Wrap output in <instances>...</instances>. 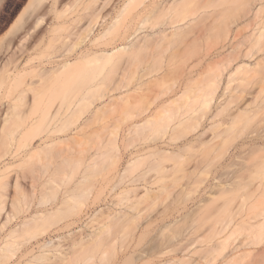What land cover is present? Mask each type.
Wrapping results in <instances>:
<instances>
[{"label":"rangeland","instance_id":"374dc122","mask_svg":"<svg viewBox=\"0 0 264 264\" xmlns=\"http://www.w3.org/2000/svg\"><path fill=\"white\" fill-rule=\"evenodd\" d=\"M83 1L64 0L71 5L67 23L76 17ZM123 1L109 0L113 4L105 25ZM151 1L135 0L133 5L149 7ZM170 2L163 0L159 18L151 12L143 16V26L151 32L143 47L120 50L109 57L102 53L124 41L121 25L105 34L101 25H95L90 33L51 31L49 26L57 20L49 15L42 25L44 34L23 41L29 43L25 53L29 60H22L29 67L25 83L32 81L33 87L40 88L45 68L49 77L48 90L37 97L33 116L40 114L47 100L53 107L62 101L67 109L62 121H52L58 128L55 144L32 160H11L10 169L22 175L19 187H15L14 176L5 180L4 207L0 206V264H52L54 255L66 250L69 243L86 238L109 221L113 222L109 232L92 242L97 249L88 264H185L188 256L201 259L210 245L237 223V218L233 219L219 235L205 241L216 228L225 226L221 225L227 220L225 208H247L240 205L244 189L238 174L254 157L253 148L264 141V112L248 121H237L225 142L204 158L193 174L186 172L195 166V148L185 150L184 159L176 152L163 158L161 151L177 149L192 136V127L176 129L168 146L169 133L162 123H143L157 110L164 113L167 105L172 110L175 106L169 101L190 77H211L217 62L232 49L234 33L243 21L241 0ZM194 3L209 5L204 17L175 30L174 20L195 16ZM126 16L130 18V13ZM84 22L76 20L70 27ZM11 23L0 32V38ZM65 60L78 62L60 72ZM90 84L94 87L83 93ZM5 91L1 88L0 115L12 102V95ZM33 93L27 94V103ZM252 95H246L240 104ZM27 107L20 105L22 110ZM235 109L216 119L227 118ZM212 111L214 108L198 111L199 118L206 119ZM137 121L139 124L133 126ZM218 142L222 137L214 140ZM145 150L155 153L143 154L135 164H129L138 151ZM45 164L53 171L49 181V174H43ZM239 238L236 236L226 249L228 258L238 253Z\"/></svg>","mask_w":264,"mask_h":264},{"label":"bare ground","instance_id":"6f19581e","mask_svg":"<svg viewBox=\"0 0 264 264\" xmlns=\"http://www.w3.org/2000/svg\"><path fill=\"white\" fill-rule=\"evenodd\" d=\"M134 1L124 0L117 14L112 16L108 24L105 25L107 16L110 14L111 4H113V2L110 4L109 0L100 2L99 0H84L81 9L77 11L76 17L70 23H67L65 17L69 15L68 11L71 5L64 3V0H0V32L12 20L4 37L0 38V93L1 88H6L5 93L9 92L12 95V102L7 104V109L0 115V180H4L0 191L1 208L4 207V197L6 196L7 181L5 180L14 176L15 187H19V177L22 175L16 169H10L11 160L18 159L24 162L32 160L55 144L54 133L58 128L52 126V121L54 119L62 121L67 109L62 101L53 107L52 102L47 100L42 103L40 114L33 116V111H36L38 104L37 97L45 94L48 90L49 77L48 70L45 68V73L41 72L40 74V78L45 80V82H39L40 88L33 87L34 82L32 81H28V84L25 83L24 75L29 67L22 60H26L25 62L29 60V54L27 58L25 56L29 43L26 44L23 41L28 36L31 37L37 33L40 36L44 34L42 25L46 17L50 15L52 19L57 20L56 24L49 26L51 31H72L75 29L78 33H90L94 30L95 25L96 27L101 25L103 26L101 33L105 34L115 28L118 29L119 25L123 26L125 28L122 35L124 41L112 46L110 50L104 51L103 57H109L120 50L141 48L145 44L144 39L151 34L148 32L149 29H145V25L143 26V16L151 12L159 18L162 13L163 0H152L149 7L134 6ZM180 1L184 0H168L170 5ZM191 5L192 13L195 16L185 15L174 20L173 22L177 23L173 25L175 30L190 26L204 17L207 12L206 8L209 6L205 3ZM241 7L243 21L234 33L233 39L236 40L232 42L230 52L217 62L215 72L211 77L209 79L190 77L185 82L184 88L175 93L176 97L169 101V105L175 106L172 110L167 105L163 109L164 113L157 110L143 119V123L155 120L156 123L164 125L165 130L169 133L166 141L168 146L173 143V132L176 129L192 127V136L182 141L177 149L164 148L161 150L163 158L169 152H176L184 159V151L195 148L196 153L193 158L195 166L186 172L187 174L195 173L196 166L225 142L224 137L232 131L237 121L240 122L241 118L248 121L259 112H264V0H252V2L251 0H241ZM127 12L130 13V18L126 16ZM76 20L79 23L82 20L85 22L80 26L70 27ZM136 20L138 21L135 23ZM131 28L132 30H130ZM151 29L153 31V25ZM141 32L143 34L140 36H134ZM9 33L11 35L7 37ZM119 45L121 46L119 47ZM80 56L83 57V55ZM80 56L76 57V60ZM96 56L98 54L94 55V57ZM76 62L78 61L65 60L60 72ZM50 71L53 73V70ZM23 83L26 86H22ZM204 84L205 88L202 87ZM93 87L94 85L90 84L82 92ZM192 87H196V89L193 94H189ZM30 91L34 93L27 103L26 97ZM250 94H253L251 99H246L240 104L246 95ZM182 97L185 99L181 100ZM2 104L5 105V103ZM25 104L28 107L22 110L20 105ZM233 107H236L235 111L228 112L227 118L216 119L224 111H229ZM208 108H214L210 116L204 120L199 118L198 111ZM205 122L208 125H205ZM138 124L139 121L135 122L133 126ZM208 131L211 134H207ZM219 136L222 137V142L214 143V140ZM36 141H39V144L35 146ZM253 143L255 142L253 141ZM114 144L116 146V142ZM197 148H200L201 151L197 152ZM109 150L111 149L109 148ZM200 152H202L201 155ZM153 153L155 152L152 150L138 151L136 156L129 160V164H135L143 154ZM251 154L254 155L251 162L242 167L238 174L242 178L241 185L244 189L240 205L241 207L245 205L247 208H225L227 220L221 224L225 226L220 229L216 228L205 241L209 242L214 236L219 235L226 226L233 222V219L237 218V223H234L235 225L228 234L213 242L201 259L195 260L188 256L183 260L185 264H264V141L254 147ZM182 170L185 171L183 168ZM45 173L49 174L46 180L49 181L53 173L49 164L44 166L43 174ZM66 199L67 197L62 203ZM39 216H45V214ZM112 224L113 222L109 221L97 231L88 234L86 238L81 237L72 241L66 250L59 251L54 255L52 264H88L94 258L97 249L92 242L100 240L103 232H109ZM238 235H240L238 253L228 258L225 251ZM143 236V233L139 235L138 243Z\"/></svg>","mask_w":264,"mask_h":264}]
</instances>
